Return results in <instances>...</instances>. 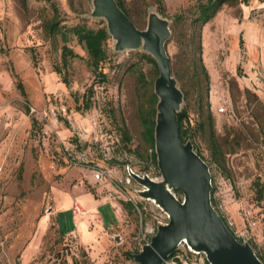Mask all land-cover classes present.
<instances>
[{
	"label": "rangeland",
	"instance_id": "1",
	"mask_svg": "<svg viewBox=\"0 0 264 264\" xmlns=\"http://www.w3.org/2000/svg\"><path fill=\"white\" fill-rule=\"evenodd\" d=\"M200 1L123 0L140 29L150 8L171 20L167 50L172 72H179L173 75L188 92L183 108L195 123L209 112L214 117L221 165L209 131L195 144L210 164L215 208L264 256V198L258 199L256 186L264 187V0L224 5L202 26L208 83L202 74L197 82L195 57L186 46ZM89 13L90 0H0V264H135L129 253L140 252L168 220L139 196L142 186L129 174L131 167L140 175H161L144 146L139 114L147 98L139 72L151 79L155 67L144 51L115 53L111 38L107 77L95 75L74 33L77 26L106 24ZM52 23H58L53 30ZM65 45L79 55L67 67ZM92 88V107L79 110ZM128 202L135 210L126 208ZM81 204L96 208L87 217L84 211L76 215ZM249 207L258 223L255 238L245 233ZM192 261L208 264L204 255Z\"/></svg>",
	"mask_w": 264,
	"mask_h": 264
},
{
	"label": "water",
	"instance_id": "2",
	"mask_svg": "<svg viewBox=\"0 0 264 264\" xmlns=\"http://www.w3.org/2000/svg\"><path fill=\"white\" fill-rule=\"evenodd\" d=\"M88 18L105 21L114 41V52L144 51L157 62L154 82L158 97L155 118V151L160 177L140 175L129 167L130 177L142 186L138 192L167 215L141 251L133 254L135 264H165L185 244L204 255L209 264H264L249 241H239L212 202L210 166L195 151L191 140L180 138L178 113L185 95L172 72L167 44L172 37L171 20L154 8L148 10L147 25L138 28L116 0H90ZM181 192L180 199L177 193ZM120 241V236H115Z\"/></svg>",
	"mask_w": 264,
	"mask_h": 264
},
{
	"label": "trees",
	"instance_id": "3",
	"mask_svg": "<svg viewBox=\"0 0 264 264\" xmlns=\"http://www.w3.org/2000/svg\"><path fill=\"white\" fill-rule=\"evenodd\" d=\"M119 4V6L124 10V12L128 15V17L131 18V15L129 14V11L126 9L123 0H116ZM245 0H202L200 1L198 5V16L195 17L191 24L194 27V32L192 35L187 39L186 46L188 48V53H192L194 58V65H195V72L194 76L198 79V83H201V74L204 76V79L207 81V83L210 80L209 73L206 69L205 63L203 61L202 52H203V45H202V34H201V28L206 23L211 21L215 15L219 12V10L224 5H236L238 3H241ZM160 12L162 10L160 9ZM133 21V20H132ZM134 22V21H133ZM58 23H52L51 29L53 30ZM135 24V22H134ZM196 30L198 31L196 34ZM74 33L78 37L79 42H81L87 53H88V64L92 70V72L97 75L106 78L107 73L103 70V64L108 58L107 53V44L109 40L111 39V36L109 35L107 31L106 24L98 29L88 28L87 26H77L74 28ZM196 39L198 41H196ZM243 41H241L242 43ZM79 55L70 47L65 45L63 47L62 51V61L64 67H67L69 62L78 57ZM144 56H146L150 62L154 65L156 74L151 76V79H148L147 76L143 72H139L138 80L141 83L142 88H144V94L146 95L145 103L142 104V107L139 110L140 118L143 125V132H142V138L144 141V146L146 147L147 151L151 150L150 158L152 162L154 163L155 167L158 169V163H157V155L155 151V137H154V129H155V118H156V106L158 102V97L156 96L154 92V82L155 78L159 75V68L157 65L156 60L149 54L145 53ZM197 56V58H196ZM56 72L59 74H62V70L56 69ZM173 73L179 77V72L175 71L173 69ZM64 83L66 85H69V80L67 79V73L64 74ZM18 88L23 96L26 97V91L24 88L23 83L19 80L18 81ZM182 91L184 92L185 98L187 99L188 92L182 88ZM94 95L93 88L89 90L88 95H84L83 104L78 107L79 110H90L92 107V97ZM199 107L203 109V102L200 100ZM178 119H179V126H180V138L183 143H186L187 141L191 140L195 151L198 153L199 156H201L206 163L210 166L209 162H207L206 158L202 155L201 151L198 149V146L195 144V138L198 134H203L205 132L209 131V139L211 143V148L214 153V159L215 162H217L219 165H221L220 157L222 156L221 153V147L220 144L215 136V128H214V117L211 112L208 113L207 117L205 119H202L199 123H195L193 121L192 117H190L187 107H184L180 113H178ZM124 139L126 142H129L130 136L127 130L124 131ZM129 152H134L131 149H129ZM140 157L142 155L139 154ZM257 186V196L259 200H263L264 198V187L263 185L258 181L256 183ZM181 193V192H178ZM214 194H215V187L213 186L212 191V202L214 207H216L215 201H214ZM126 208L130 210H135L136 205H134L131 202L126 203ZM221 215V214H220ZM223 217V216H222ZM224 221L232 231V233L236 236L234 230L229 226L225 218L223 217ZM237 239L241 242L244 240L238 236H236ZM254 248L257 256L260 258V260L264 263V256L259 254L254 246V243L252 241H249ZM138 253V252H137ZM178 253H181L180 248L178 247L170 258L175 257ZM134 253H129V256L133 259ZM168 258V259H170ZM206 262L209 264V262L206 260Z\"/></svg>",
	"mask_w": 264,
	"mask_h": 264
},
{
	"label": "built area",
	"instance_id": "4",
	"mask_svg": "<svg viewBox=\"0 0 264 264\" xmlns=\"http://www.w3.org/2000/svg\"><path fill=\"white\" fill-rule=\"evenodd\" d=\"M219 110L222 113L226 112V108L225 107H221ZM74 213L76 215H80V216L84 214V212L82 211V208L80 207V205H75ZM245 215H246V218H247V220L249 222V228L247 229V231L245 233L249 237L255 238L256 237L255 231L258 228V223H257V221L255 219V213H254L253 209L250 208V207L248 209H246ZM236 236H238V235L236 234ZM181 246L186 247L185 254L182 253V252L178 253L175 257L167 259L165 261V264H197L196 262H194L192 260L193 259L194 260L197 259V256H200V254L193 253L185 244H181ZM189 260L191 262H189Z\"/></svg>",
	"mask_w": 264,
	"mask_h": 264
},
{
	"label": "crops",
	"instance_id": "5",
	"mask_svg": "<svg viewBox=\"0 0 264 264\" xmlns=\"http://www.w3.org/2000/svg\"><path fill=\"white\" fill-rule=\"evenodd\" d=\"M81 207H82V211H84L85 212V215L83 216V217H87V214L88 213H90L91 211H93V210H95V208H96V206H90V207H86V208H84V205L83 204H81ZM77 226H79L78 224H76Z\"/></svg>",
	"mask_w": 264,
	"mask_h": 264
}]
</instances>
